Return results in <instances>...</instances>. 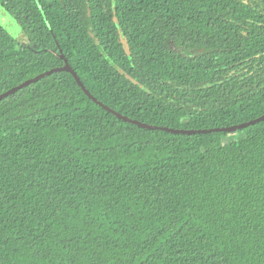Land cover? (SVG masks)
Returning a JSON list of instances; mask_svg holds the SVG:
<instances>
[{
    "label": "trees",
    "instance_id": "1",
    "mask_svg": "<svg viewBox=\"0 0 264 264\" xmlns=\"http://www.w3.org/2000/svg\"><path fill=\"white\" fill-rule=\"evenodd\" d=\"M0 6L13 19L0 22V93L63 55L96 99L149 124L264 113V0ZM223 133L124 121L68 71L4 97L0 264H264V120Z\"/></svg>",
    "mask_w": 264,
    "mask_h": 264
},
{
    "label": "water",
    "instance_id": "2",
    "mask_svg": "<svg viewBox=\"0 0 264 264\" xmlns=\"http://www.w3.org/2000/svg\"><path fill=\"white\" fill-rule=\"evenodd\" d=\"M7 19V14L5 12V10L0 6V21H5ZM61 57L64 59V64L58 67H54L48 70H45L31 78H27L26 80H24L23 82L12 86L11 88L3 91L0 93V100L3 99L4 97L16 92L18 89L27 86L28 84L32 83V82H36L37 80H39L40 78L44 77L45 75H49L53 72L56 71H68L70 72L73 77L75 78L77 84L81 87V89L83 90V92L89 97L91 98L94 102H96L97 104H99L102 108L106 109L107 111L113 113L116 117L123 119L124 121L130 122V123H134L136 125H138L139 127L142 128H147V129H161V130H165V131H169L172 133H182V134H194V133H209V132H226V133H230V132H235L237 130H241L244 127H247L248 125H252L256 122L262 121L264 120V113L261 114L260 116L250 119L248 121H244L238 124H233L230 126H224V127H214V128H191V129H187V128H173V127H168V126H163V125H156V124H149L147 122H143L134 118H130L126 115L121 114L120 112L115 111L114 109H112L111 107L107 106L106 104H104L103 102L99 101L98 99H96L95 96H93L90 91L86 88V86L83 84V82L80 80L79 76L77 75L76 71L71 67V65L68 63V61L63 57V55H61Z\"/></svg>",
    "mask_w": 264,
    "mask_h": 264
},
{
    "label": "rangeland",
    "instance_id": "3",
    "mask_svg": "<svg viewBox=\"0 0 264 264\" xmlns=\"http://www.w3.org/2000/svg\"><path fill=\"white\" fill-rule=\"evenodd\" d=\"M5 12H6V10H5ZM6 14H7V19L5 21H0V22L5 23V22H8V21H10L12 19L7 12H6ZM16 26L17 27H16V30H15L16 31L15 36L19 39L20 42H24L26 40L25 36H24V34L21 33L20 27L18 25H16ZM225 134L226 133H223V135H225ZM229 134H235V133L234 132H230ZM232 137H234V135ZM227 139H228V136H227Z\"/></svg>",
    "mask_w": 264,
    "mask_h": 264
}]
</instances>
